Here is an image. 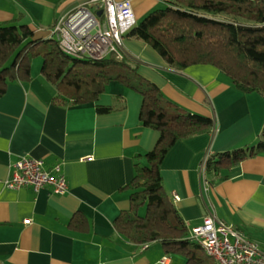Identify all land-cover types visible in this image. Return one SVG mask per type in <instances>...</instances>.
<instances>
[{"label":"crops","instance_id":"obj_1","mask_svg":"<svg viewBox=\"0 0 264 264\" xmlns=\"http://www.w3.org/2000/svg\"><path fill=\"white\" fill-rule=\"evenodd\" d=\"M85 1L0 0V24H28L35 38H51L57 20ZM132 1L139 22L169 0ZM124 47L172 101L215 119L210 130L178 141L161 165L164 189L189 230L213 213L264 250V153L221 170L217 179L202 172L207 155L260 139L264 95L237 88L213 64L176 69L146 42L126 36ZM57 93L32 65L30 79L9 81L0 96V264H186L160 241L145 248L129 241L114 224L131 207L127 185L135 163L146 162L143 155L160 136L141 123V94L116 80L92 102L59 103ZM23 155L47 167L61 163L68 190L7 187Z\"/></svg>","mask_w":264,"mask_h":264},{"label":"trees","instance_id":"obj_2","mask_svg":"<svg viewBox=\"0 0 264 264\" xmlns=\"http://www.w3.org/2000/svg\"><path fill=\"white\" fill-rule=\"evenodd\" d=\"M221 13L230 18H218ZM126 36L151 45L176 69L213 64L237 88L264 95V0H169ZM41 55V71L58 89L56 102L95 101L116 80L141 94V123L160 132L155 147L143 155L146 162L135 163V175L127 185L131 207L115 219L118 232L136 244L160 241L167 253L183 256L186 264H218L190 236L161 174L168 151L178 141L210 130L215 119L172 101L140 72V61L128 52L123 58L74 57L53 37L35 38L28 24H0V96L9 81L30 79L33 61ZM98 110L111 107L98 106ZM259 153H264V128L255 144L210 154L206 174L217 179L221 170Z\"/></svg>","mask_w":264,"mask_h":264},{"label":"built area","instance_id":"obj_3","mask_svg":"<svg viewBox=\"0 0 264 264\" xmlns=\"http://www.w3.org/2000/svg\"><path fill=\"white\" fill-rule=\"evenodd\" d=\"M138 23L132 0H86L80 6L60 17L52 29L53 37L67 54L78 58L101 59L114 54L123 58L128 32ZM206 156L202 172L206 176ZM9 188L33 187L39 191L52 187L55 194L68 190V180L62 164L47 167L40 158L20 156L5 180ZM179 196L175 195V199ZM30 220H25L28 223ZM190 236L218 264H264V250L247 235L217 218L206 215L202 224L190 229ZM149 243L142 244L145 248ZM169 259L166 255L163 262Z\"/></svg>","mask_w":264,"mask_h":264},{"label":"rangeland","instance_id":"obj_4","mask_svg":"<svg viewBox=\"0 0 264 264\" xmlns=\"http://www.w3.org/2000/svg\"><path fill=\"white\" fill-rule=\"evenodd\" d=\"M227 17L230 18V16H227L223 13L218 15V18H221V19H225ZM42 63H43V56L41 55V56H38L37 58H35V60L33 61V67H37V66L41 67Z\"/></svg>","mask_w":264,"mask_h":264}]
</instances>
